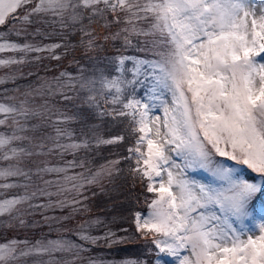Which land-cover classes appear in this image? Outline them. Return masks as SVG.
<instances>
[{"label": "snow or ice", "instance_id": "obj_1", "mask_svg": "<svg viewBox=\"0 0 264 264\" xmlns=\"http://www.w3.org/2000/svg\"><path fill=\"white\" fill-rule=\"evenodd\" d=\"M38 21L79 32L86 56L102 47L93 25L115 26L103 39L121 44H113L114 55L97 57L90 74L84 67L78 75L63 71L24 91L23 99L0 98V217L8 218L2 223L24 226L23 205L77 212L88 189L118 175L123 160L133 180L153 194L147 213L134 211L131 221L149 246L142 256L89 258L88 264H264V0H0V28L6 29L0 70L40 61L45 53L61 59V44L9 39L29 35L28 26ZM15 80L7 72L0 85ZM37 96L79 98L91 112L69 113L48 99L36 105ZM92 114L123 118L134 141L126 156L95 169L88 153L120 145L125 135H101L99 125L87 123ZM197 171L213 182L189 177ZM53 196L63 198L53 202ZM41 197L47 202L34 203ZM55 231L56 238L0 241V264H23L27 257H47L33 264H78L90 251L86 245L129 239L111 229L92 236L86 224L74 233L83 244Z\"/></svg>", "mask_w": 264, "mask_h": 264}, {"label": "rangeland", "instance_id": "obj_2", "mask_svg": "<svg viewBox=\"0 0 264 264\" xmlns=\"http://www.w3.org/2000/svg\"><path fill=\"white\" fill-rule=\"evenodd\" d=\"M48 20H52L54 18H46ZM40 30L39 35H31V33H35L36 30ZM6 30L5 28H0V31ZM28 33L29 35H21L20 37H16L15 35H12L9 37V39H12L16 42L23 43L25 41L36 43L38 45H48V44H61L62 47L60 49H57V54L63 55L66 50H69L71 47V44L67 41V36L69 35V29H61L59 26V23L51 24V23H43L38 21L35 24L28 26ZM10 55V54H5ZM36 54H31L32 57H34ZM143 55V54H139ZM42 58L45 59V64L40 65L41 63L36 60H32L31 63H27L24 65H16L12 66L11 69L6 70H0V77L4 76L7 72H11L16 75V80L14 83L9 82L7 84L0 85V98L4 94L7 95H15L18 97V99H23L22 93L27 90L35 89L40 86L44 82V80L51 81L54 77L59 76V74L63 71H67L69 73H72L73 75L79 74V68L83 67V65L78 62L77 60H72L70 58H65L66 67L62 66L56 70L55 73H48V72H42L45 67H49L52 65V63L46 64V60L48 59V55L41 54ZM65 57H68L67 55ZM60 63L59 61H55L53 64L54 66L60 65L57 64ZM85 74H88L86 72ZM30 75V76H29ZM26 79H23V78ZM19 88V92H13L12 89ZM5 89L8 91L5 93ZM68 95H74V93L69 92ZM44 99H48L50 104H54L57 107H60L61 109L69 111L71 113L72 111L66 106L68 105V101H65L62 97L56 96V97H44L41 98L39 96L35 97V104L39 105L43 103ZM159 114V112H157ZM34 123H38V121H33ZM81 125L79 122L72 125L73 128H79ZM48 131H51V129H48ZM97 154V150L88 153V159H91L92 156ZM83 156V153L80 154ZM39 159H44L43 157ZM49 160L53 164L59 162V158L56 156L48 157ZM66 160H71L72 156L68 155L65 157ZM110 160V159H108ZM106 161H103L101 163H98L96 165H91L93 169L99 167V165L106 163ZM179 163L180 161L177 160ZM77 172L81 171L80 169H76ZM189 177L195 180H198L202 183H212V178L208 176L203 171H197V172H189ZM52 178V177H49ZM109 179H104L102 181V186L104 183H106ZM100 188L101 186H94ZM52 191H56L55 188L51 189ZM68 197V199L72 198V193H65ZM85 195L88 196V193L86 192ZM152 197V196H151ZM150 197V198H151ZM63 197H51L52 201L55 202L58 199H62ZM150 198L148 201H145V208L142 211V213L146 214L148 210V202L150 201ZM46 197H41L38 200L34 201V203L40 204V203H46L47 202ZM82 199V198H81ZM79 210L75 213L71 211V207H66L64 209H60L58 207H53L49 209H33L29 208L28 205H23L22 209H24L23 219L25 220V225L20 226L18 221H12V227H9L7 224L2 223V221L7 220V217H0V241L4 239H19V240H32L35 241L36 239H40L42 236H46L48 238H56L57 232L56 229H61L62 234L71 240H73L76 243L83 244L82 241L78 239V237L74 234L76 231L79 230V225L86 224L87 225V231L92 236H99L102 237L106 231L111 229L113 232L116 233V227L110 224V222H106L105 220L101 219L100 217L94 215L93 213L89 214L87 212V206H86V200H83V202L79 205H76ZM48 216L50 218L49 221H45L44 217ZM62 217H69L68 219H57ZM99 220L100 223H92L94 221ZM51 225V230L50 226ZM71 229V231L63 232V228ZM117 236V233H116ZM97 245H106L104 240H100ZM97 245H86L90 249V251L83 253L84 260L82 262H78V264H88L89 258L92 259H99L101 261H119L122 260L120 257L111 256V254L105 250H96L95 246ZM59 255V254H58ZM47 257H27L23 258V264H33L34 261L37 260H45Z\"/></svg>", "mask_w": 264, "mask_h": 264}, {"label": "trees", "instance_id": "obj_3", "mask_svg": "<svg viewBox=\"0 0 264 264\" xmlns=\"http://www.w3.org/2000/svg\"><path fill=\"white\" fill-rule=\"evenodd\" d=\"M95 28V35L98 37L97 44L101 45L94 52L85 55L84 47L80 44L81 35L79 32H73L69 29V35L67 41L71 44L69 50H66V55H61L60 63L54 66L56 60L48 58L46 64L52 63L49 67H45L42 72L55 73L56 70L62 66L66 67L65 58L77 60L86 69L88 74L91 73V66L97 63V57L102 60L106 56H112L115 54V48L113 44L119 46L121 41H104L103 37L110 32H115L117 29L113 26L110 30L101 27L100 25H93ZM134 41L136 38H133ZM128 54H137L134 50L129 49ZM91 57L92 59H89ZM58 61V60H57ZM43 65L45 59L42 58L39 61ZM30 76V75H29ZM23 79H26L25 77ZM75 95V94H74ZM83 95V94H81ZM66 105L72 112L79 111L86 115L91 112L86 104L81 99L76 98L67 102ZM87 123L89 125H99L97 129L99 133L105 137L123 134L125 135L124 143L120 145L101 146L97 150V154L91 157L92 164L96 165L108 159H116L117 157L126 156L127 147L134 141L127 130V122L123 118H119L118 121H113L111 117H104L100 120L95 117L94 114L88 116ZM129 161L121 162L122 171L118 175H114L102 187H91L88 189V199L86 200L87 212L89 214L100 217L106 222H110L111 225L116 227L117 237H129L128 240L122 243L113 244L111 247L106 245L95 246L96 250H105L111 254L120 258L142 256L144 250L149 245L144 239L139 238V234L135 232L132 221V212H142L145 208L146 197L149 198L153 195L147 193L143 185L139 180H133L132 175L128 171ZM122 227L128 228V232H123L120 229Z\"/></svg>", "mask_w": 264, "mask_h": 264}]
</instances>
